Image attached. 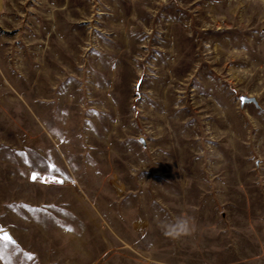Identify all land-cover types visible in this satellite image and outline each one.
Masks as SVG:
<instances>
[{
  "label": "rangeland",
  "instance_id": "rangeland-1",
  "mask_svg": "<svg viewBox=\"0 0 264 264\" xmlns=\"http://www.w3.org/2000/svg\"><path fill=\"white\" fill-rule=\"evenodd\" d=\"M0 228V264H264V0H0Z\"/></svg>",
  "mask_w": 264,
  "mask_h": 264
},
{
  "label": "clouds",
  "instance_id": "clouds-1",
  "mask_svg": "<svg viewBox=\"0 0 264 264\" xmlns=\"http://www.w3.org/2000/svg\"><path fill=\"white\" fill-rule=\"evenodd\" d=\"M161 228L165 237L179 239L192 234L193 223L188 217L176 216L171 221L162 223Z\"/></svg>",
  "mask_w": 264,
  "mask_h": 264
},
{
  "label": "snow or ice",
  "instance_id": "snow-or-ice-1",
  "mask_svg": "<svg viewBox=\"0 0 264 264\" xmlns=\"http://www.w3.org/2000/svg\"><path fill=\"white\" fill-rule=\"evenodd\" d=\"M241 101L244 102V98H241ZM52 170L55 171V166L53 165L52 166ZM33 180H37L38 179V174L37 173H33L32 177H31ZM47 182V181H45ZM55 182H58V183H62L63 181H55ZM3 229L0 228V233H3ZM11 237L9 235H7L6 233H4L3 235H0V245H3L5 241H11Z\"/></svg>",
  "mask_w": 264,
  "mask_h": 264
},
{
  "label": "water",
  "instance_id": "water-1",
  "mask_svg": "<svg viewBox=\"0 0 264 264\" xmlns=\"http://www.w3.org/2000/svg\"><path fill=\"white\" fill-rule=\"evenodd\" d=\"M241 98H244V102L241 101L242 104H245V103H250V102H255V98H253L252 96H242ZM241 100V99H240ZM4 233H6L7 235H9L12 239H11V242H15V239L14 237L10 234L9 231H3V233H1V235H3Z\"/></svg>",
  "mask_w": 264,
  "mask_h": 264
},
{
  "label": "crops",
  "instance_id": "crops-1",
  "mask_svg": "<svg viewBox=\"0 0 264 264\" xmlns=\"http://www.w3.org/2000/svg\"><path fill=\"white\" fill-rule=\"evenodd\" d=\"M137 228V226L135 227V229ZM137 229H143V227L142 226H138V228Z\"/></svg>",
  "mask_w": 264,
  "mask_h": 264
}]
</instances>
